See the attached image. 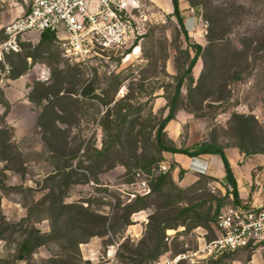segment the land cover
I'll list each match as a JSON object with an SVG mask.
<instances>
[{
  "label": "rangeland",
  "instance_id": "374dc122",
  "mask_svg": "<svg viewBox=\"0 0 264 264\" xmlns=\"http://www.w3.org/2000/svg\"><path fill=\"white\" fill-rule=\"evenodd\" d=\"M18 1L0 0V43L20 14ZM187 1L194 13L182 17L185 38L172 11L137 0L135 45L114 53L110 72L81 92V76L53 37L23 34L18 52L2 51L0 78L23 70L35 102L48 100L40 130L20 139L0 115V264H155L214 235L231 189L216 176L192 172L184 180L169 161L164 179H149L148 195L122 196L135 170L168 162L155 135L173 102L167 145L264 152V0ZM188 43L202 49L192 80L185 77L175 96L194 55ZM38 65L49 69L43 82ZM168 131L177 132L175 141ZM38 236L40 244L20 258L23 240ZM252 254L235 251L217 264H248Z\"/></svg>",
  "mask_w": 264,
  "mask_h": 264
},
{
  "label": "built area",
  "instance_id": "2783aa9c",
  "mask_svg": "<svg viewBox=\"0 0 264 264\" xmlns=\"http://www.w3.org/2000/svg\"><path fill=\"white\" fill-rule=\"evenodd\" d=\"M13 4L18 5L20 14L4 26L6 39L0 43V54L3 50L18 52L23 34L48 32L62 57L81 76L80 92L91 88L97 75L110 72L114 53L135 45L138 27L132 11L138 8L137 0H19ZM9 72L6 65L1 74ZM48 74L41 72L40 77L46 79ZM169 168V163L162 161L150 173L135 170L132 179L121 184L126 188L122 196L131 200L148 195L149 179ZM233 198L230 190L229 203L215 215L212 237L202 235L195 249L161 257L155 264H200L235 251L264 252V205L235 203ZM113 248L108 245V255H114Z\"/></svg>",
  "mask_w": 264,
  "mask_h": 264
},
{
  "label": "crops",
  "instance_id": "0c3cea01",
  "mask_svg": "<svg viewBox=\"0 0 264 264\" xmlns=\"http://www.w3.org/2000/svg\"><path fill=\"white\" fill-rule=\"evenodd\" d=\"M163 5L169 12L173 10L171 0H150ZM182 17L194 11L187 0H178ZM19 11L20 9L17 8ZM184 27H185V21ZM186 28V27H185ZM23 40V39H22ZM37 80L43 82L41 72L49 73V69L44 65L35 66ZM29 73L23 70L7 78H0V115L3 116L4 123L12 130L13 138L20 139L29 136L40 130L39 116L41 105L47 102L45 97L42 103H36L31 96L32 85L29 84ZM35 76V75H34ZM178 117V115H176ZM175 118L171 119L166 126L171 125ZM168 128V127H167ZM168 136L175 141L177 132L168 131ZM223 151L229 161L233 176L237 184V192L240 203L252 204L255 206L264 205V154H245L236 146L223 147ZM164 158L174 164L173 175L180 168L184 171V180H188L192 172L197 174L208 173L216 176L222 183L228 184V178L224 169L223 161L217 153H202L195 156H188L184 153L163 152ZM170 164V163H169ZM230 186V185H229ZM231 187V186H230ZM248 264H264L262 252H254Z\"/></svg>",
  "mask_w": 264,
  "mask_h": 264
},
{
  "label": "trees",
  "instance_id": "16d2710c",
  "mask_svg": "<svg viewBox=\"0 0 264 264\" xmlns=\"http://www.w3.org/2000/svg\"><path fill=\"white\" fill-rule=\"evenodd\" d=\"M172 6H173V10H172V15L176 18L177 22L181 25L182 27V32L185 36V38H188V32L186 30V28L184 27V22H183V18L181 15V11H180V7H179V1L178 0H171ZM40 37L42 39L45 38H52V34L48 33V32H42ZM189 47H191L194 51V55L191 57L187 68L185 70V75H183L182 77L179 78L177 84H176V90H175V96L178 95L179 90H180V86L183 82V79L185 77L189 78L190 80H192V76H191V69L194 66L197 58L199 57L200 53H201V45L198 43H188ZM188 53V52H187ZM189 56V53H188ZM168 107V113L165 115V117H163V119L161 120V122L158 124L157 129H156V135H155V143L156 146L161 150V151H169V152H177V153H184L188 156H195L197 154H202V153H217L220 155L222 161H223V165H224V169L228 178V183L231 186V192L233 194V199L235 203H240L239 198H238V192H237V184L235 181V178L233 176L229 161L223 151L222 147L216 146V147H206L197 151H190L188 148L184 147V148H180V147H175L174 145H167L164 141V128L166 126V124L174 118V112L176 110V106L175 103H171V104H167ZM243 152H245V154H249L250 152H247L245 150H242ZM264 153V152H262ZM171 167H174V164H171ZM184 169L180 168L179 170V174L182 175L184 173ZM166 176V173L161 174L157 177V179L159 181H161L162 179H164V177ZM227 192H230L229 189H227ZM40 236L36 237L34 239V241H31L28 237L25 238L23 240V243L21 245V249H20V253H19V257L20 258H24V256L26 254H29L32 250V248L34 246H38L40 244ZM232 253H228V254H224L221 257H219L218 259L214 260L213 263L217 264L218 262H220V260L223 257H228L229 255H231Z\"/></svg>",
  "mask_w": 264,
  "mask_h": 264
}]
</instances>
